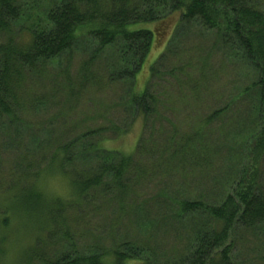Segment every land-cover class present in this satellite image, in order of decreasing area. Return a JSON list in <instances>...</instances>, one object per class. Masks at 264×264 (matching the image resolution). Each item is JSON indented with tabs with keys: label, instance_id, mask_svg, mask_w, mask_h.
Wrapping results in <instances>:
<instances>
[{
	"label": "trees",
	"instance_id": "1",
	"mask_svg": "<svg viewBox=\"0 0 264 264\" xmlns=\"http://www.w3.org/2000/svg\"><path fill=\"white\" fill-rule=\"evenodd\" d=\"M36 2L34 6L29 0H0V140L11 143L12 132L18 135L21 128L22 132L29 131V110L34 103L30 81L71 54L83 40L96 45L97 55L107 48L115 49L117 66L110 71L109 80L132 85L128 106L136 120L142 117L146 121L160 105L159 98L150 93L149 83L139 93L137 78L152 52H160L167 44L150 68V78L155 76L156 66L180 25L191 22L215 31L225 48L237 51L255 69L257 80L250 89L258 98L257 128L243 142L238 178L221 204L176 202L178 221L204 215L209 222L202 231L193 233L188 252L164 262L141 253L142 248L130 243L86 250L78 239L81 230L79 227L77 232V224L81 225L82 217L95 211L96 203L107 201L114 191L117 195L128 191L129 176L137 166L135 154L146 148L145 141L139 142L133 154L110 150L107 135L127 133L111 124L67 141L45 143L41 148H51V152L44 155L40 172L31 168V162L26 167L30 169L27 175L16 177L11 172L0 177V259L8 253L11 235L4 229L21 219L20 227L30 234L31 242L19 264H106L105 257L112 258L110 264H241L234 258L239 231L264 232V188L260 183L264 165V0ZM175 16L180 18L179 23L163 45ZM219 113L210 119L219 117ZM207 140L206 131L199 128L184 143L173 142L169 151H173L171 155L187 151L188 163L205 161L211 154ZM193 154L205 157L195 158ZM87 163L90 168L84 166ZM45 167L53 174L59 168L74 177L77 198L47 199L31 178L39 176ZM53 241L59 244L52 245Z\"/></svg>",
	"mask_w": 264,
	"mask_h": 264
},
{
	"label": "rangeland",
	"instance_id": "2",
	"mask_svg": "<svg viewBox=\"0 0 264 264\" xmlns=\"http://www.w3.org/2000/svg\"><path fill=\"white\" fill-rule=\"evenodd\" d=\"M30 1L35 6L43 0ZM178 19L170 20L173 25L163 45ZM87 43L81 41L71 54L30 81L34 103L29 110V133L21 128L18 135L12 132L14 142L0 140V177L11 172L16 177L27 175L31 162V168L40 172L44 155L51 152L41 148L47 142L67 141L87 130L116 124L127 133L108 134L110 150L133 154L141 140L146 148L135 154L137 166L129 176L128 191L110 193L107 201L96 203L95 211L77 224L79 244L95 250L126 242L159 262L181 256L189 251L193 233L202 231L209 221L204 215L178 221L176 202L217 205L230 193L238 178L243 142L257 128L258 98L250 89L257 80L256 71L237 51L225 48L215 31L198 22L181 24L155 76L150 78V68L167 44L160 52H152L137 78V91L144 92L149 83L160 105L146 121L136 120L128 106L132 85L109 80L117 66L115 49L97 55L96 45ZM217 112L219 117L210 119ZM199 128L206 131L211 148L205 161L188 163L187 151L171 155L173 142L184 143ZM84 166L90 168V163ZM261 175L264 188V165ZM234 258L241 264H264V232L239 231Z\"/></svg>",
	"mask_w": 264,
	"mask_h": 264
},
{
	"label": "clouds",
	"instance_id": "3",
	"mask_svg": "<svg viewBox=\"0 0 264 264\" xmlns=\"http://www.w3.org/2000/svg\"><path fill=\"white\" fill-rule=\"evenodd\" d=\"M74 177L57 168L55 173H51L47 167L42 169L41 174L32 178V182L36 185L44 196L49 200L62 199L71 201L77 198L75 186L73 184ZM23 220L17 219L11 225L4 229L5 232L11 233L8 242V253L6 257L0 259V264H19V258L23 251L30 244V234L20 227ZM20 228L19 231H16ZM111 257H105L106 264H110Z\"/></svg>",
	"mask_w": 264,
	"mask_h": 264
}]
</instances>
